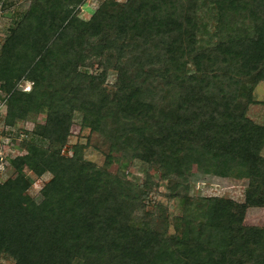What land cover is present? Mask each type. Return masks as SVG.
Instances as JSON below:
<instances>
[{"label":"trees","instance_id":"16d2710c","mask_svg":"<svg viewBox=\"0 0 264 264\" xmlns=\"http://www.w3.org/2000/svg\"><path fill=\"white\" fill-rule=\"evenodd\" d=\"M85 2L28 0L0 47L4 126L44 116L27 133L33 152L10 165L23 177L35 169L51 176L42 213L18 202L26 179L0 182V258L264 264V226L244 223L248 208H264V126L247 117L264 83V0H103L82 19ZM74 113L108 143L102 166L84 158L81 144L62 153ZM133 162L157 170L182 201L176 233L161 203L146 211L160 186L149 174L130 181L123 171ZM194 167L245 179L243 203L189 197Z\"/></svg>","mask_w":264,"mask_h":264},{"label":"rangeland","instance_id":"374dc122","mask_svg":"<svg viewBox=\"0 0 264 264\" xmlns=\"http://www.w3.org/2000/svg\"><path fill=\"white\" fill-rule=\"evenodd\" d=\"M28 0H0V47L8 35V30L13 25V15L15 12H20L26 7ZM103 0H86V2L78 8L77 15L82 19H88L93 12L98 8ZM123 2L124 0H117ZM81 65L82 70L93 71L96 68ZM116 79V72L110 70L107 73L105 86L108 91H113V84ZM31 83L25 82L24 91H28ZM0 95H3L0 92ZM254 98L258 104L250 105L247 110V117L258 125L264 126V83H260L254 90ZM0 105L2 103L0 102ZM4 110L0 106V182L7 179H12L15 182L21 181L23 178L30 183L29 189L23 193L18 202L21 206L28 208L34 212L42 213L40 205L43 198L40 191L45 183L51 178L50 174H37V169L25 171L24 177L18 173L11 165L10 161L17 157L26 158L33 152L34 147L31 144L30 136L27 133L31 132L36 124L44 121V116L29 115L24 121H17L16 126L8 128L4 126ZM82 116L79 113H74L73 125L71 134L67 144L63 147L62 153L66 156L72 155V147L75 144L85 146L83 151L84 158L97 166H102L104 158L109 154L108 143L98 134L90 132L88 129L81 127ZM114 155V154H113ZM264 157V148L261 151ZM109 171L115 173L117 165L112 164ZM126 177L135 183H142L149 174L154 183L160 187L158 192L160 196L151 197L146 204V211H152L154 205L161 203L166 209L169 216V233L174 234L178 229V218L181 215L182 201L170 198V194L166 190V182L160 178V174L155 169H147L139 162H133L128 168L123 171ZM247 187V181L240 177L219 178L215 176L203 175L201 171L194 167L192 169V177L189 182V197H221L232 199L238 204L244 201V190ZM54 198L51 197V201ZM244 223L246 225L264 226V208H248L245 212ZM0 264H12L8 258H0Z\"/></svg>","mask_w":264,"mask_h":264},{"label":"built area","instance_id":"2783aa9c","mask_svg":"<svg viewBox=\"0 0 264 264\" xmlns=\"http://www.w3.org/2000/svg\"><path fill=\"white\" fill-rule=\"evenodd\" d=\"M2 107V105H0Z\"/></svg>","mask_w":264,"mask_h":264}]
</instances>
